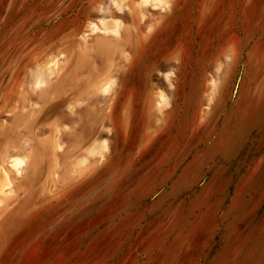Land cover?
<instances>
[{
  "label": "rangeland",
  "instance_id": "374dc122",
  "mask_svg": "<svg viewBox=\"0 0 264 264\" xmlns=\"http://www.w3.org/2000/svg\"><path fill=\"white\" fill-rule=\"evenodd\" d=\"M20 2L0 14V264H264V0L110 6L130 61L93 94L119 61L80 37L87 0Z\"/></svg>",
  "mask_w": 264,
  "mask_h": 264
},
{
  "label": "bare ground",
  "instance_id": "6f19581e",
  "mask_svg": "<svg viewBox=\"0 0 264 264\" xmlns=\"http://www.w3.org/2000/svg\"><path fill=\"white\" fill-rule=\"evenodd\" d=\"M122 1L123 0H105V1L99 0L97 3H92V6H93L92 14L87 17V23H86L87 24V27H86L87 28V31H85L80 36L82 38V40H84V38L87 37L89 34H97V33H99L100 34L99 36L101 38L99 39V43L97 45L102 46L104 48V50H108V48L111 47L112 48V54H113V56H115L116 58L118 57L117 59L119 61V63L116 64V66H115V63L113 62V60H110V65L107 64L109 67L107 66L106 70H99L92 79H90L89 81L87 80L88 81V82H86L88 84L87 86L92 90V91L90 90V93H92V94L95 93L97 90L100 91L101 89H103V88L106 87L107 81L109 79V74L112 71L116 70V71H121L122 72L124 70L122 68L124 66L129 65V61H130L129 56L130 55L126 51L127 45H128V42L129 41L123 37V33H124V31L126 29H124V27L122 26V24L120 22H118V21H116L114 24H112V25L109 26V25H107V21L103 18L104 14L105 13H108L110 6H114V7H117L118 9H120L121 8ZM130 1L134 2V0H130ZM147 1L148 0H141V3L142 4H146ZM134 3H138V1L137 2H134ZM169 3H171V2H169ZM164 4H165V2H164ZM166 5H169V4L166 3ZM130 13L132 14L133 11H131ZM100 14H101V16L99 18H97V19H99L100 22L99 21L98 22H94L93 20H94L95 16L96 15H100ZM159 25H161V24H159ZM159 25H158V27H159ZM151 33H152V31H148L147 37L152 36ZM121 43L124 45L123 47L119 46ZM121 62L123 63V66L120 65ZM39 65H38L39 68L37 69V71H38L37 76H39V77L40 76L41 77L42 76H45L48 79L50 78V71H51L50 69L52 67L56 71L59 70V69H61V67L59 66L60 64H58L56 62V59L49 60L46 64H44V66H39ZM164 77H166V75H164ZM56 84H57V82H55L52 85V88L55 87V86H57ZM58 87L60 88V86H58ZM48 88H51V86L50 87H46L44 90H42V93L39 94V98H41V97L46 96V95L49 94V91L50 90ZM47 89H48V93H47ZM118 93L119 92H114V99H113V101L114 100H117ZM158 99H159L158 98V94H157L156 98H152L151 110L150 111H152V113H156V112L157 113H160V115H161L162 112H163V110L161 109L162 108V104L161 103L160 104L158 103V101H157ZM34 105H38V104H35L34 103ZM25 108H26V106L24 104H22L20 106V111L25 110ZM40 109H42V108H40ZM16 114H18V113H16ZM20 119H23V118L21 117ZM14 124L17 125L18 122H16V120H15ZM21 124L22 125H26V119L25 118L21 122ZM28 144H29V140H25L23 142V146L24 147L29 146ZM5 163H7V162H5ZM12 165H13V163L7 164L8 167L10 166L9 168H12L11 167ZM15 166H16V164H15ZM4 173L5 172L3 170V165L0 164V193H2V194L4 193V191L1 188L3 186H11V183H12L11 180L8 178L7 174L6 173L4 174Z\"/></svg>",
  "mask_w": 264,
  "mask_h": 264
},
{
  "label": "crops",
  "instance_id": "0c3cea01",
  "mask_svg": "<svg viewBox=\"0 0 264 264\" xmlns=\"http://www.w3.org/2000/svg\"><path fill=\"white\" fill-rule=\"evenodd\" d=\"M98 1L99 0H87L86 3H87V5H88V7L90 9L89 11L93 10L92 3H97ZM103 1H105V0H103ZM21 2H20V0H0V9H1V13L0 14H1V17H5V16L11 14L14 9L18 8V5H20L19 3H21ZM24 2L26 3V5L28 7L27 0H24ZM211 2L215 3V0H171V3H204V5L202 4L203 6H206V3H211ZM27 7H26V10H25L26 13H27V10H28ZM3 13L5 14L4 16H3ZM26 46H27V44H24V47H26ZM28 68H29V64H28V61H26L25 66L23 68V70L25 71V74H27ZM23 76L24 75H22V78L19 80L20 83L18 85L21 88L24 86L21 83V82L24 81V77ZM21 98H24V96L23 95L20 96V99L18 101L20 104H22ZM10 112L12 113L13 111H10ZM6 135H7V138L5 139L4 143L0 145V152H4V153H7V151H10L11 149H13V144H12L13 141L10 139L9 133L6 134ZM72 150L75 151L76 150L75 147ZM74 151H73V153H74Z\"/></svg>",
  "mask_w": 264,
  "mask_h": 264
}]
</instances>
